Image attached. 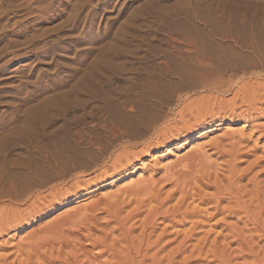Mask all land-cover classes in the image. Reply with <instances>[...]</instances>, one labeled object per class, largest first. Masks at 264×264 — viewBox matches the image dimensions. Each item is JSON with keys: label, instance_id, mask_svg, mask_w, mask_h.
<instances>
[{"label": "rangeland", "instance_id": "obj_1", "mask_svg": "<svg viewBox=\"0 0 264 264\" xmlns=\"http://www.w3.org/2000/svg\"><path fill=\"white\" fill-rule=\"evenodd\" d=\"M260 34L264 0H0V264H264Z\"/></svg>", "mask_w": 264, "mask_h": 264}, {"label": "bare ground", "instance_id": "obj_2", "mask_svg": "<svg viewBox=\"0 0 264 264\" xmlns=\"http://www.w3.org/2000/svg\"><path fill=\"white\" fill-rule=\"evenodd\" d=\"M261 35V34H260ZM261 36H264V35H261ZM255 76V75H254ZM251 77H253V76H251ZM257 77H259V76H257ZM220 80H223L222 78L220 79ZM218 83V82H217ZM214 85V84H213ZM219 85H221V84H219ZM219 85H214L213 87L215 88V89H220L221 87H224V86H219ZM212 86V85H211ZM224 121V117H219V119H218V123L216 124L217 126H220L221 124H222V122ZM186 144V143H185ZM184 144V145H185ZM181 146H183V145H180V147ZM185 163H189V161H187V160H183L180 164H179V166L181 165H183V170H189V169H191V165L190 164H185ZM193 167V166H192ZM189 172L187 171V172H184V171H182V173L180 172V176L182 177H185L186 176V174H188ZM54 199H57V197H55ZM147 226H149V225H147Z\"/></svg>", "mask_w": 264, "mask_h": 264}]
</instances>
